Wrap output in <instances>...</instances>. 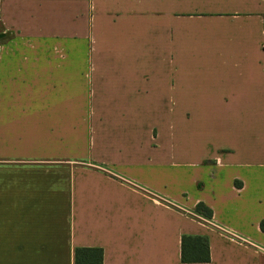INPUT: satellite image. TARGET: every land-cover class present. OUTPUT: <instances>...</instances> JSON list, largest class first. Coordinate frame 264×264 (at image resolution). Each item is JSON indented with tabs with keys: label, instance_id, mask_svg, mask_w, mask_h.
I'll list each match as a JSON object with an SVG mask.
<instances>
[{
	"label": "crops",
	"instance_id": "crops-1",
	"mask_svg": "<svg viewBox=\"0 0 264 264\" xmlns=\"http://www.w3.org/2000/svg\"><path fill=\"white\" fill-rule=\"evenodd\" d=\"M263 222L264 0H0V264H264Z\"/></svg>",
	"mask_w": 264,
	"mask_h": 264
},
{
	"label": "trees",
	"instance_id": "trees-1",
	"mask_svg": "<svg viewBox=\"0 0 264 264\" xmlns=\"http://www.w3.org/2000/svg\"><path fill=\"white\" fill-rule=\"evenodd\" d=\"M195 212L203 218L210 219L211 212L202 204H198ZM264 231V222L261 223ZM181 262L184 264L208 263L209 253L207 241L201 237L183 236L181 238ZM74 264H102V250L97 248H80L74 251Z\"/></svg>",
	"mask_w": 264,
	"mask_h": 264
},
{
	"label": "built area",
	"instance_id": "built-area-1",
	"mask_svg": "<svg viewBox=\"0 0 264 264\" xmlns=\"http://www.w3.org/2000/svg\"><path fill=\"white\" fill-rule=\"evenodd\" d=\"M140 190V189H138ZM162 202V201H161ZM161 202L157 201L156 203L158 204H162ZM212 227L219 233V235L221 237H223L224 239H229V240H235V239H238V237L235 235V234H232L228 231H226L225 229L221 228V227H218V226H215V225H212Z\"/></svg>",
	"mask_w": 264,
	"mask_h": 264
}]
</instances>
